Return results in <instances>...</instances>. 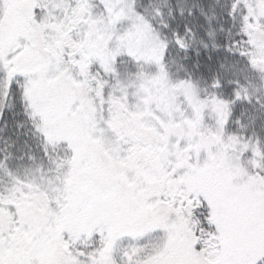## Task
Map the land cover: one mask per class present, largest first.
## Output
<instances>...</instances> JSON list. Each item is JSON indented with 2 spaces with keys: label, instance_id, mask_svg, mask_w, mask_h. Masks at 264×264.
Segmentation results:
<instances>
[{
  "label": "snow or ice",
  "instance_id": "snow-or-ice-1",
  "mask_svg": "<svg viewBox=\"0 0 264 264\" xmlns=\"http://www.w3.org/2000/svg\"><path fill=\"white\" fill-rule=\"evenodd\" d=\"M0 264H264V0H0Z\"/></svg>",
  "mask_w": 264,
  "mask_h": 264
}]
</instances>
